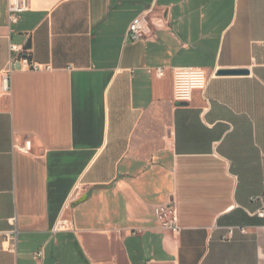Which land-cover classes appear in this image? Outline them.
I'll return each instance as SVG.
<instances>
[{"label": "crops", "instance_id": "crops-1", "mask_svg": "<svg viewBox=\"0 0 264 264\" xmlns=\"http://www.w3.org/2000/svg\"><path fill=\"white\" fill-rule=\"evenodd\" d=\"M13 44L51 69L0 97V264H264V0H29L14 24L0 0V71ZM179 67L206 72L190 102Z\"/></svg>", "mask_w": 264, "mask_h": 264}, {"label": "built area", "instance_id": "built-area-1", "mask_svg": "<svg viewBox=\"0 0 264 264\" xmlns=\"http://www.w3.org/2000/svg\"><path fill=\"white\" fill-rule=\"evenodd\" d=\"M29 9V0H8V18L9 24L17 23L20 19L21 13ZM152 33V28L148 19V12L141 13L129 25L126 32V40L138 41L146 39ZM11 58L7 69L0 71V97L10 95L12 86L11 80L14 71L17 68L26 70H43L51 69V66H43L30 58L27 50L22 46L11 45ZM156 73L159 77L165 75L164 68H157ZM174 80V98L179 102H190L193 99L196 91L204 92L207 87L206 72L202 68L196 67H179L173 70ZM32 141L26 140L23 146L20 147L22 151H32ZM261 199L254 197L253 201ZM264 208V206H263ZM154 214L159 225L171 230L175 235L179 234L181 226L178 220V209L173 201H168L154 207ZM68 225L65 219H60L53 228V233L67 230ZM242 232H246L244 227L240 228ZM234 228L229 229L231 235ZM36 264H44V251L40 249L33 253Z\"/></svg>", "mask_w": 264, "mask_h": 264}, {"label": "water", "instance_id": "water-1", "mask_svg": "<svg viewBox=\"0 0 264 264\" xmlns=\"http://www.w3.org/2000/svg\"><path fill=\"white\" fill-rule=\"evenodd\" d=\"M30 42L28 43V47H30ZM219 75H239V74H248V69H221L217 72Z\"/></svg>", "mask_w": 264, "mask_h": 264}]
</instances>
